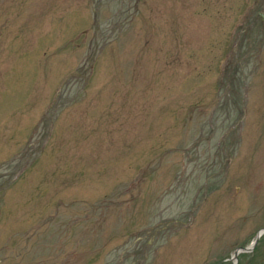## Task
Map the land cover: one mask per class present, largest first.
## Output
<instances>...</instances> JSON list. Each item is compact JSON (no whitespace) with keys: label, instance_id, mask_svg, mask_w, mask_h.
I'll return each mask as SVG.
<instances>
[{"label":"rangeland","instance_id":"1","mask_svg":"<svg viewBox=\"0 0 264 264\" xmlns=\"http://www.w3.org/2000/svg\"><path fill=\"white\" fill-rule=\"evenodd\" d=\"M264 0H0V264H264Z\"/></svg>","mask_w":264,"mask_h":264},{"label":"bare ground","instance_id":"2","mask_svg":"<svg viewBox=\"0 0 264 264\" xmlns=\"http://www.w3.org/2000/svg\"><path fill=\"white\" fill-rule=\"evenodd\" d=\"M263 234V233H262ZM261 234V235H262ZM248 246V245H247ZM249 248H250V246H249ZM248 249H243L242 251L239 249L238 250V253H237V255H236V257L234 258V259H237V256L241 253V252H245V251H247Z\"/></svg>","mask_w":264,"mask_h":264},{"label":"water","instance_id":"3","mask_svg":"<svg viewBox=\"0 0 264 264\" xmlns=\"http://www.w3.org/2000/svg\"><path fill=\"white\" fill-rule=\"evenodd\" d=\"M264 230V229H263ZM262 230V231H263ZM261 233V231L260 232H258V234H257V236L259 235ZM257 238V237H256ZM238 253V249H236V250H234V255H236Z\"/></svg>","mask_w":264,"mask_h":264}]
</instances>
